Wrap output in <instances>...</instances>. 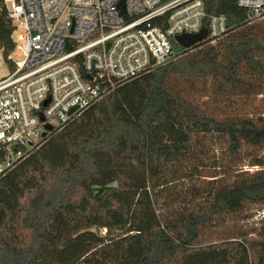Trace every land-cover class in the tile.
I'll return each mask as SVG.
<instances>
[{
    "label": "trees",
    "instance_id": "trees-1",
    "mask_svg": "<svg viewBox=\"0 0 264 264\" xmlns=\"http://www.w3.org/2000/svg\"><path fill=\"white\" fill-rule=\"evenodd\" d=\"M203 2L225 16L224 36L173 44L164 65L51 130L0 177V264H264V225L256 238L201 240L216 223L264 205V119L217 117L200 103L235 110L234 98L264 94V21L251 23L235 0ZM12 31L0 0L4 62ZM180 81L203 88L196 94ZM205 138L226 159L208 181ZM246 150L254 172L237 169ZM180 182L187 186L176 190Z\"/></svg>",
    "mask_w": 264,
    "mask_h": 264
},
{
    "label": "built area",
    "instance_id": "built-area-1",
    "mask_svg": "<svg viewBox=\"0 0 264 264\" xmlns=\"http://www.w3.org/2000/svg\"><path fill=\"white\" fill-rule=\"evenodd\" d=\"M235 1L251 23L264 17V0ZM3 3L14 48L0 78V177L40 145L46 126L62 128L121 84L164 65L175 36L206 28L201 42L213 43L227 32L225 16L208 14L203 0Z\"/></svg>",
    "mask_w": 264,
    "mask_h": 264
},
{
    "label": "rangeland",
    "instance_id": "rangeland-1",
    "mask_svg": "<svg viewBox=\"0 0 264 264\" xmlns=\"http://www.w3.org/2000/svg\"><path fill=\"white\" fill-rule=\"evenodd\" d=\"M257 22L264 21V17H260L256 20ZM255 21V22H256ZM7 74V67L3 60L1 51H0V78ZM193 88V91L196 90V94L202 90V86L199 83L187 84L186 82L180 81L178 83V87L180 89H186L187 87ZM202 93V92H201ZM200 93V94H201ZM201 97V96H200ZM234 102L236 103L237 108H228L223 106L221 101L205 103V99L201 97L200 103L207 112L217 116H231L228 114H239L243 113L252 117L261 116L264 119V94L257 95V96H248V97H237L234 98ZM201 144L204 148V155L202 156L203 162L206 164L205 169L202 171V175L205 176L204 180H210V176H214L217 174H221L224 171L225 164V156L222 150L220 149V145L217 141L212 138H205L201 140ZM251 151L246 150L243 153L244 161L242 164L237 168L242 171L254 172L256 171V167H249L251 162V155L249 154ZM264 156V151L261 153ZM217 165L222 166L219 169H215ZM233 175H229L226 178V181H231ZM204 180H200L198 185L205 186ZM187 186V182H180L177 183L175 189L180 190L184 189ZM264 225V205H251L248 210L243 213L242 215L234 218H226L221 223H216L211 228L207 229L203 233L202 242H208L216 240L221 236H232L238 232H242L244 237L249 238H256L257 234L260 232L261 227ZM101 235L105 234V230H93Z\"/></svg>",
    "mask_w": 264,
    "mask_h": 264
},
{
    "label": "water",
    "instance_id": "water-1",
    "mask_svg": "<svg viewBox=\"0 0 264 264\" xmlns=\"http://www.w3.org/2000/svg\"><path fill=\"white\" fill-rule=\"evenodd\" d=\"M208 30L206 28H202L198 33L196 34H182L177 35L174 37L175 43L183 48L187 49L191 46H194L198 43H200L207 35ZM51 130L50 126H46L45 132L43 133V137L46 136V133Z\"/></svg>",
    "mask_w": 264,
    "mask_h": 264
}]
</instances>
